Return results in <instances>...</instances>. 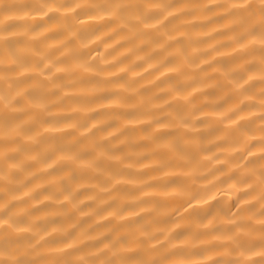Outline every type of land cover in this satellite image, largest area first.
Here are the masks:
<instances>
[{"label":"clouds","instance_id":"1","mask_svg":"<svg viewBox=\"0 0 264 264\" xmlns=\"http://www.w3.org/2000/svg\"><path fill=\"white\" fill-rule=\"evenodd\" d=\"M0 264H264V0H0Z\"/></svg>","mask_w":264,"mask_h":264}]
</instances>
